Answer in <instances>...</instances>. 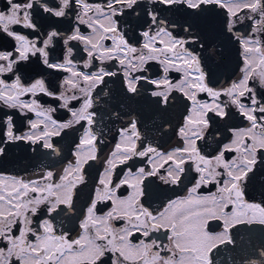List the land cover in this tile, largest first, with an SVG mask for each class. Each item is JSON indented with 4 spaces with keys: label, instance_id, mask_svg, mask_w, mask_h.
Here are the masks:
<instances>
[{
    "label": "snow or ice",
    "instance_id": "snow-or-ice-1",
    "mask_svg": "<svg viewBox=\"0 0 264 264\" xmlns=\"http://www.w3.org/2000/svg\"><path fill=\"white\" fill-rule=\"evenodd\" d=\"M70 13L74 24L63 31L57 28ZM0 40V143L22 142L33 151L58 155L52 138L83 129L74 160L61 172L38 169L29 178L0 174V264H212L209 254L233 243L230 230L264 226V0H4ZM73 41L84 46L83 68L98 61L96 71H82L70 58ZM225 42L238 46V72L213 86L210 64L223 59L217 49ZM108 62H116L118 71L105 67ZM37 63L66 75L56 84L42 73L29 76ZM153 63L160 67L158 78L149 75ZM173 71L180 74L175 82L169 79ZM118 74L129 98L144 92L167 107L174 92L183 96L187 114L176 132L182 146L167 152L150 143L138 146V121L130 119L119 129L120 139L79 222L78 235L57 234L48 217L61 205L71 211L85 165L98 158L94 92L106 77ZM201 93L209 99H199ZM58 110L68 118H54ZM15 114L26 124L23 131ZM237 117L247 126L227 128L228 142L218 140L215 154H206L197 142L210 141L214 128L219 136L218 122ZM4 152L0 147V156ZM137 157L147 159L151 170L140 167L114 182L117 166ZM166 165V175H161ZM189 166L196 177L186 196L169 200L156 212L143 206L145 177L159 176L166 185H178ZM123 185L132 191L121 198L116 192ZM211 185L214 191L201 194L200 189ZM250 189H259V202L249 198ZM101 202H111V208L97 215ZM115 221L123 226L116 227ZM212 222L222 230L210 231ZM134 234L143 239L134 243Z\"/></svg>",
    "mask_w": 264,
    "mask_h": 264
},
{
    "label": "flooded vegetation",
    "instance_id": "flooded-vegetation-1",
    "mask_svg": "<svg viewBox=\"0 0 264 264\" xmlns=\"http://www.w3.org/2000/svg\"><path fill=\"white\" fill-rule=\"evenodd\" d=\"M54 2V0H53ZM89 3H101L104 0H88ZM4 0H0V10ZM75 16L70 13L68 16L62 18V20L55 26L62 31L67 29L70 24H74ZM123 25L121 29L123 30ZM81 31L87 34L89 30L86 26H80ZM23 34L29 35V38H36L30 34L29 30L18 29ZM106 44L111 45V41H105ZM0 44L3 41L0 40ZM73 47V56L77 67L82 71H96L100 66L99 62H94L90 69L83 68V62L87 59L86 53L83 51V45L79 42H71ZM138 47V42L136 43ZM223 51L224 56L220 61L214 60L210 64L211 79L215 83L213 86H220L225 81L235 78L238 72L239 65V53L238 46L224 43L223 49H217ZM112 71H118L119 65L116 62H108L104 65ZM151 72L153 78H158L162 75L159 65L151 64ZM208 70V69H206ZM44 74L47 80H50L53 84H56L58 80L66 75L62 72H51L48 69L42 68L38 63L33 65V71L29 73V76ZM180 78V74L176 72L169 73V79L173 82ZM105 84L101 85L95 92L94 98L96 103L94 104V111L97 113L95 117V124L93 132L97 136V159L89 161L88 165H85L84 182L79 184L74 190L73 206L71 211L65 205H61L56 212L52 213L48 218L52 220L57 234L62 231H67L70 237L75 238L79 233V222L83 219L86 212V208L91 203V199L94 197L95 190L98 186L99 180L105 171L106 161L114 150L115 144L119 141V129L126 127L130 119L135 118L138 121V128L141 132L142 140L138 141V146L143 147L147 144H152L157 147L158 150L167 152L181 145L176 132L178 127L183 123V117L187 114L188 102L183 98L179 92L172 94L173 99L170 100L167 107L158 105L156 103L157 98L151 97L148 93L142 92L140 96L129 98V96L123 91V77L122 75L116 77H106ZM201 100H208L206 94L201 93L198 97ZM28 99V97H24ZM247 103V101H243ZM56 102H53V107H56ZM78 107V105H75ZM11 114V110H5ZM3 112H0V120L3 119ZM35 119V116H31ZM57 119H67L68 113L64 110H58L55 114ZM215 118V117H213ZM14 120L23 131L26 124L23 123V118L19 117V114L14 115ZM219 133L216 135V129L211 133L212 139L205 141H198V145L206 154L214 155V149H216L217 141L223 143L228 142L231 138V133L227 131V128H242L247 126V121L242 117H237L228 121L218 122ZM83 129L68 130L60 137H53V143L58 151V155L53 154L51 150H43L37 148L33 151V146L17 142L15 144H3L0 143V147L5 148L3 156H0V174L22 176L25 178L34 177V174L38 169L48 168L55 172H61L62 169L67 166L70 161L74 160L72 155L76 143H78L79 136ZM229 154L228 158H231ZM144 167L146 171L151 170V164L147 159H141L139 157L129 161L127 165H118L113 171V180L118 183L120 179L125 178V174L131 171L133 174L138 168ZM167 165L164 169H160L161 175H166ZM196 173L188 167V172L182 178V181L178 185H166L160 179L159 176H147L144 178L141 188L144 191V195L140 198V202L144 207L149 208L150 211L156 212L161 210L163 206L171 199L183 197L187 195V189L195 182ZM215 186L211 185L208 188H202L199 191L201 194H207L209 191H214ZM132 191L127 185L121 186L117 189L116 194L121 198L127 197ZM249 198H255L257 202L260 200L259 189H250ZM111 208V202H101L97 204V215H103ZM47 215V213H45ZM116 227L123 226L122 221L113 222ZM256 231L254 234L264 235V226L261 225H239L235 229L230 230L231 236H246L251 234V229ZM210 231L219 232L222 229L218 225V222H212L209 227ZM153 237L159 236V233H153ZM134 243L143 239L139 234H134L131 237ZM234 240L236 242H234ZM166 242V239H165ZM228 252L225 253L228 264H251L255 261L256 264H264V257L260 256V252L264 251V244L245 243V240L240 241L233 239L232 244L226 246ZM210 255V254H209Z\"/></svg>",
    "mask_w": 264,
    "mask_h": 264
},
{
    "label": "water",
    "instance_id": "water-1",
    "mask_svg": "<svg viewBox=\"0 0 264 264\" xmlns=\"http://www.w3.org/2000/svg\"><path fill=\"white\" fill-rule=\"evenodd\" d=\"M256 229H251V234L246 236H236L233 235V239L240 240L243 242L245 240V243H253V244H264V235L254 234ZM234 242H236L234 240ZM227 244L220 245L216 249L213 250L212 253H210V259L212 260V264H228L227 263V257L225 253L228 252L226 248Z\"/></svg>",
    "mask_w": 264,
    "mask_h": 264
}]
</instances>
